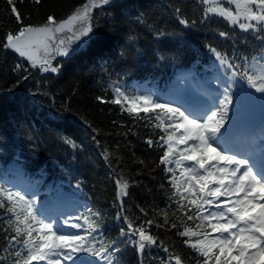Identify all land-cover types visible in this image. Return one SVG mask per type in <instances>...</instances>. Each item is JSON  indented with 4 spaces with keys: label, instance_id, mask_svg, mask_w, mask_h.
Returning <instances> with one entry per match:
<instances>
[{
    "label": "snow or ice",
    "instance_id": "1",
    "mask_svg": "<svg viewBox=\"0 0 264 264\" xmlns=\"http://www.w3.org/2000/svg\"><path fill=\"white\" fill-rule=\"evenodd\" d=\"M60 7L0 5V76L4 102L14 105L0 128V149L12 156L0 163V264H264V0H197L199 14L184 0L163 11L155 0H77L58 14ZM122 25L118 62L108 41ZM216 34L232 47L215 43ZM97 42L107 51L97 57L95 100L128 117L113 121L123 137L157 152L149 162L127 139L135 159L126 160L124 145L104 147L114 187L107 205L85 191L79 159L88 149L67 131L73 114L97 144L101 129L74 113L73 93L58 85L66 65ZM145 57L160 71L144 76L163 86H140L134 74ZM257 110L259 136L241 134ZM37 117L73 150V163L57 161L55 173L31 167Z\"/></svg>",
    "mask_w": 264,
    "mask_h": 264
},
{
    "label": "trees",
    "instance_id": "2",
    "mask_svg": "<svg viewBox=\"0 0 264 264\" xmlns=\"http://www.w3.org/2000/svg\"><path fill=\"white\" fill-rule=\"evenodd\" d=\"M3 2L4 0H0V5H2ZM48 2L62 6L56 9L59 14L68 6L77 3V0H48ZM155 3L159 6L160 10L163 11L165 7L169 5L170 0H155ZM39 18L42 19V15ZM204 35L209 36L211 34L204 33ZM126 39L127 37L123 32V25L119 32L114 34L109 32L108 46H110L111 54L118 62L119 56L116 55L117 49ZM141 41V46L145 47V49L152 46L151 38L147 36V34L141 35ZM91 49L86 55L78 57L66 65V71L58 78V85L65 92L73 93L75 103L74 113L78 111L86 119L90 120L101 129L100 136L98 137V139H100V144H97L91 141L88 135L89 130L75 114L69 119L70 123H68L67 127L68 133L74 138H77L78 143L82 141L86 144L88 151L82 154L79 159L81 171L86 174L88 178L87 182L91 185L92 191L95 193L98 202L107 205L114 197V188L112 181L106 179V162L97 154H103L104 147L114 149L116 143H120L124 145L121 154L125 156V159L134 160L135 157H132L131 153L128 151V146L126 144L127 139H131L132 144L135 146L137 156L146 154V159L149 162L157 158V152L148 148L143 143L142 139L139 138V140L138 137L134 135L127 138L123 137L121 133L125 130L124 127L119 123H113V121H126L124 116L116 111L114 105L101 104L95 100V96L100 94V84L98 80L101 78L103 72L97 69H90L88 64L89 62H96L98 54L107 51V47L97 42L92 45ZM95 52L98 54H95ZM77 77H79V79H77ZM4 84L5 80L0 76V123H7L8 125V122L11 120L14 105L4 102L5 97L9 95L4 91ZM142 130L143 129H141V132ZM21 131L23 132V129H21ZM38 140L42 141L43 146L49 151L50 157L60 156V150L56 148L60 143V136L57 131H50L44 127ZM63 151L68 153L72 150L67 148L63 149L61 152ZM64 156L67 157V154ZM132 166L135 167L136 165L133 164ZM156 171L159 172V168H157ZM156 178L160 179L161 177L157 176ZM150 180L151 170H149V175L144 178L143 182L147 184ZM157 202L159 203L160 201L158 200ZM183 251L185 255L189 254L187 248H184Z\"/></svg>",
    "mask_w": 264,
    "mask_h": 264
},
{
    "label": "bare ground",
    "instance_id": "3",
    "mask_svg": "<svg viewBox=\"0 0 264 264\" xmlns=\"http://www.w3.org/2000/svg\"><path fill=\"white\" fill-rule=\"evenodd\" d=\"M1 126V125H0Z\"/></svg>",
    "mask_w": 264,
    "mask_h": 264
}]
</instances>
